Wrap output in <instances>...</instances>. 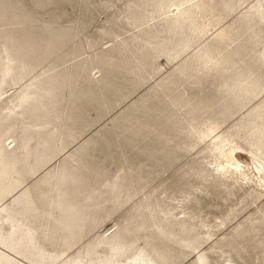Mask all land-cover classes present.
I'll return each mask as SVG.
<instances>
[{"label": "rangeland", "instance_id": "374dc122", "mask_svg": "<svg viewBox=\"0 0 264 264\" xmlns=\"http://www.w3.org/2000/svg\"><path fill=\"white\" fill-rule=\"evenodd\" d=\"M179 1L0 0V264H264V0Z\"/></svg>", "mask_w": 264, "mask_h": 264}, {"label": "bare ground", "instance_id": "6f19581e", "mask_svg": "<svg viewBox=\"0 0 264 264\" xmlns=\"http://www.w3.org/2000/svg\"><path fill=\"white\" fill-rule=\"evenodd\" d=\"M200 0H186L185 2H180L174 4L173 10H170L171 19L173 23H183L186 20L185 15L189 13H193L195 11H199L200 8ZM187 4V5H185ZM185 5V6H184ZM260 13H264V9L260 11ZM211 130V129H210ZM212 132L214 133V129L210 132H204L200 135V140L205 141L206 138L210 137V145L209 148L211 151H218L223 157L224 161L220 160L218 165V172L226 174H232L235 172H240L241 175H245L244 166L242 165L240 159L237 157L235 153V146H232L228 139L224 138L220 134H216L212 136ZM259 172L264 170V165L261 167H257ZM134 264H148L147 262L141 263L140 260H135Z\"/></svg>", "mask_w": 264, "mask_h": 264}]
</instances>
